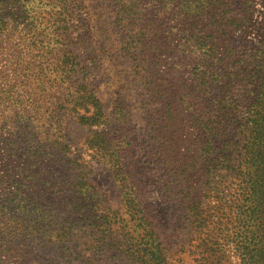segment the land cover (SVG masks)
I'll list each match as a JSON object with an SVG mask.
<instances>
[{"label": "trees", "instance_id": "trees-1", "mask_svg": "<svg viewBox=\"0 0 264 264\" xmlns=\"http://www.w3.org/2000/svg\"><path fill=\"white\" fill-rule=\"evenodd\" d=\"M94 1L59 0L56 4L55 0L52 5L63 8L68 17H71L74 11L82 9L90 15L89 11L94 8L85 3ZM148 1H153L159 12L168 13L173 15L172 18L179 20L180 24L172 29L175 33L171 30L169 35L163 38L164 32L161 29L166 21L164 18L157 19L145 13L141 8L143 0H104V10L96 7L100 12L96 31L92 30L89 35L93 38L94 34H99L103 38L117 35L119 47L116 51L110 49L103 54L93 49L94 47H85L82 57L87 64L82 66L79 60L81 55L75 53L76 44L72 43L73 39L68 34L65 39L72 45L56 51L60 64L59 78L61 80L77 78L79 82L76 87L67 88L66 104L60 109L68 111L79 127L86 129L107 127L110 120L104 113L103 103L95 94L96 87L91 81L89 87L83 82L90 74L86 66L101 62L102 59H108V63L112 59L116 61L124 59L131 69L138 70L139 81L145 83L143 104L146 106L144 119L145 128L148 127L145 135L148 141H144L140 146L146 155L151 154V166H160V170L166 174L168 181L165 180V187L162 189L166 191V197L170 202L177 206L178 214L183 216L182 221L191 235V243L182 246L184 250L191 249L189 255L194 257L192 263L224 264L220 247L227 243V236L221 237L222 233L217 236L211 235L213 229L210 227L215 223L205 208H201L200 190L201 184L203 188L204 180L208 179L209 184H215L214 178L223 177L217 176V172L235 170L236 173L231 177L237 182L240 193L236 199L239 205L235 203L236 214L232 216L231 222L232 230L236 229L237 235H232L235 242L231 241L230 244H233V249L239 253L240 264H264V10L259 22V40L248 55L250 63H246V60L242 59L243 55L230 48L225 38L232 33L237 24L251 19L254 9H250V1L237 0L240 9L243 10V16L239 21L232 15H227V11L230 12L228 8L235 6L236 0ZM102 2L103 0H98V3ZM260 2L264 9V0ZM157 22L161 23L159 27ZM3 23V19L0 18V24ZM151 23L152 28H155L154 35L158 38L155 45H158L156 51L150 53L148 49L145 50L148 45L139 46L138 42L139 38L149 34ZM2 26L4 28V24ZM93 38L90 41H93ZM169 40L171 44L168 43ZM166 44L169 47L167 53L178 47L183 57L194 56L189 62L191 67L187 76H190V84L187 85V90H184L185 95L181 94V90L176 93L184 100L179 98L176 100L173 97L175 94L170 91L171 88L166 89L165 85H159L158 77L163 72L156 68V63L162 62L157 51ZM68 62L71 63L69 69L66 66ZM172 62L176 67L180 60ZM80 76L82 78H79ZM244 79L251 85L250 91L242 89L244 86L240 84ZM236 84L241 87L240 93H236ZM194 95L196 100L199 96L206 97L207 106L198 110L188 104L187 117L190 123L198 128L201 136L212 137L209 141L204 140L200 143L198 141L200 147L195 152L184 148L181 145L184 141L180 138L176 142L168 138L169 121L180 117L175 121L183 125L182 114L178 112L179 107L177 108L176 103L184 101L180 105L185 106ZM116 109L118 110V106L115 107V111ZM218 112L220 116L217 120L220 125L215 128ZM52 113L54 115L51 117L52 120L61 116L54 109ZM246 114L250 120L247 122L250 131L242 141V151L245 153L242 162L236 163V158L230 159L232 156L230 145H238L240 141L231 142L233 137L223 134L225 128L233 126V123L227 122L242 121L246 119ZM17 118L18 113L14 116V119ZM233 118L234 121H231ZM1 122L3 124L0 126V180L6 187L0 198L2 216L0 239L8 246L24 245L25 241L21 239L28 232L29 224L33 220L37 222L40 217L52 219L53 222L54 217H60L56 226L59 235L64 236L71 229L64 226L65 223H79L82 219L89 221L94 211L95 214L102 212V215H97V222L92 224L94 233L91 234L92 236L94 234V238L84 244L85 251L101 253L104 249H114L124 257H135L139 264H150L151 261L155 264H174L171 261L175 262L176 254L161 240L147 218L145 210L140 205L135 209L139 200L136 193L132 192L133 188L128 185L132 179L124 172L120 162L113 164L112 179L120 185L121 193L126 189L129 191L123 192L120 200V205L123 204L122 209H125L123 214L121 207L111 210L106 206L104 195L91 181V170L88 169L87 163L76 164L74 159L76 149L71 143L64 141V136L51 140V131L48 130L50 128L36 133V126H32L27 120L23 125L8 127L9 115L3 117ZM180 134L181 132L178 136ZM183 134L181 137H186ZM94 135L98 137L97 142L100 140L99 143H109L110 139L105 136L104 130L99 134L94 132ZM228 138L229 141H225ZM92 143V138L85 139L84 144L90 150ZM93 152L97 154L96 151ZM187 156L194 162H187ZM80 160L83 161L81 158ZM49 195L52 197L49 198ZM44 202L50 203L51 207L61 212L58 211V214L52 211L45 215L42 212ZM123 217L128 220H123ZM125 223H132L138 229L142 228V235L134 244L131 242L132 238L124 239L130 232L124 231ZM217 224L220 225V221ZM214 231L217 233L216 227ZM178 263L179 261L175 264Z\"/></svg>", "mask_w": 264, "mask_h": 264}, {"label": "rangeland", "instance_id": "rangeland-1", "mask_svg": "<svg viewBox=\"0 0 264 264\" xmlns=\"http://www.w3.org/2000/svg\"><path fill=\"white\" fill-rule=\"evenodd\" d=\"M248 1H250V9H254L251 19L247 20L249 24L246 21L237 24L236 28L232 29V33L225 38L230 48L243 55L242 59L246 60V63H250L248 55L259 40L258 28L264 10L260 0ZM52 3H55V0H0V18L4 21V28L3 24H0V32H3V34L0 33V126L3 124L1 119L9 115L8 127L23 125L27 120L32 123V126H36V133H41L47 127L50 128L48 130L51 131V140L57 139L58 136H64V141H68L76 149L74 158L76 164L87 163L88 169L91 170V181L94 182L96 189L104 195L105 204L111 210H117L123 206V204L120 205L122 193L128 191L126 189L121 193L120 185L112 179L113 164L116 165L120 162L124 172L132 179L128 185L133 188L132 192L136 193L139 200V204L135 201L137 203L135 209H138L137 206L140 205L145 210L147 218L160 235L161 240L176 254L175 262L171 261V263L175 264L179 261L178 264H193L191 260L194 257L189 255L191 249L185 248L184 250L182 246L191 241V235L188 234L185 228L186 224L182 221L183 216L178 214L177 206L170 202L166 197V191L162 189L165 187V180H167L166 174L160 170V166H151V154L146 155L140 146L144 141H148L145 136L148 127L145 128L146 120L144 119L146 106L143 104L145 98L143 87L145 83L139 81L138 70L131 69L124 59L117 61L112 59L110 63H108V59H102L101 62L86 66L87 72L90 74L83 82L89 87L91 81L96 87L97 93L95 94L103 103L104 113L110 120L107 127H92L91 129L79 127L70 117L68 111L60 109L66 104L67 88H74L79 82L77 78L69 80L59 78L60 64L56 57V51L72 45L65 39L68 34L73 39L72 43L76 44L75 53L81 55L79 60L82 66L87 64L85 58L82 57L85 47H94L93 49H97L103 54L106 53V50L116 51L119 47L117 35L108 38H103L99 34H94V38L89 35L92 30L96 31L97 18L100 15L96 7L99 6L101 10H104V0L102 3H98V0L85 3L94 8L89 11L90 15H87L82 9L74 11L71 17H68L63 8L57 5L53 6ZM58 3L59 0L56 4ZM141 8L151 17L164 18L166 23L161 29L164 32L163 38L168 36V33L176 25L180 24L179 20L172 18L173 15L159 12L153 1L143 0ZM240 8L241 6L236 0L235 6L228 8L230 12L227 11V15H232L239 21L243 16V10ZM157 23L159 27L161 23ZM154 29L152 23L149 24V34L139 38L138 42L139 46L148 45L145 50L148 49L150 53L156 51L158 45H155L158 38L154 35ZM172 32L175 33L174 30ZM176 36L178 37L177 34ZM92 38L94 40L90 41ZM168 43L171 44V41L169 40ZM159 49L160 51L157 53L160 54L162 62H155L156 68L163 72L158 77L159 85H165L166 89L171 88L170 91L175 94L173 97L176 100L178 98L184 100L181 95L178 97L176 93L181 90V94L185 95L183 94L184 90H187V85L190 84V76H187L191 67L189 62L193 60L194 56L183 57L178 47L167 53L166 51L169 49L167 44ZM126 60L128 61V59ZM175 60H180L176 67L172 65V61ZM128 63H131L130 60ZM70 64V62L66 63L67 69L71 66ZM125 67L128 69L125 70ZM240 85L244 86L242 87L244 90L250 91L251 89V85L248 81L246 82V79ZM235 89H237L236 93L241 92V87L238 84ZM195 96H191V98L188 96L190 100L188 103L185 102L187 103L185 106L180 105L184 101L176 103L177 108L179 107L178 112L182 114L183 125L175 121L180 117H175L174 120L169 121L168 135V138L174 142L178 138L183 140L184 144L181 142V145L193 152L200 147V144H197L198 141L200 143L212 139V137L201 136L198 128L192 125L187 117L188 104L198 110L207 106L206 97L199 96L196 100ZM117 106L118 110L115 111ZM52 109L61 116L54 117L52 120L51 117L54 116ZM17 113L19 118L14 119ZM219 116L220 112H218V117L214 114V118L216 117L215 128L220 125L217 120ZM231 121H234V118ZM248 121H250L249 116L246 114V119L242 121L227 122L233 123V126L224 130L223 135L233 137L231 142L240 141L238 145H230L232 152L230 159L236 158V163H241L243 155H245L242 151V141L249 135ZM182 129L186 135L183 138L181 137ZM103 130L105 136L110 139L107 144L99 143L100 140L97 142L98 137L94 135V132L99 134ZM179 132L181 134L178 136ZM88 137L93 140L91 150L84 144ZM113 138L114 140H112ZM225 141L228 142L229 138ZM93 150L96 151V155ZM188 157L190 156H187L186 161L193 163L194 161ZM80 158L83 160L82 162ZM235 173V170L217 172V176L223 177L214 178L215 184H209L208 179L204 180L203 188L201 184L200 190L201 208H205L215 223V225L211 224L210 228L213 229L211 235L217 236L222 233L221 237L227 236V243L225 242V246L220 247L224 264H240L239 253H236L233 244H230L231 241L235 242V237L232 238V235H237V230H232L231 222L232 216L236 214L235 203L237 206L239 205V201L236 199L240 193L237 182L231 177ZM200 180L203 181V179ZM5 187L6 185L0 180V198L5 193ZM50 197L52 195H49ZM79 205L81 204L79 203ZM102 207L104 206L102 205ZM52 211H56L58 214L61 212L51 207L50 203L44 202L42 212L48 215ZM124 212L125 209H122L121 213ZM99 214L102 215V212L95 214L93 211L89 221L82 219L79 223H65L64 226L71 229L64 236L59 235L56 226L60 217H54L55 222L44 216V218H38L37 222L33 220L29 224L28 232L21 239L25 241L24 245L8 246L0 239V264H139V260L135 257H124L114 249H104L101 253L85 251L84 244L94 238V234L93 236L91 234L94 233L92 224L97 222L96 216ZM122 219L128 220L126 217ZM0 221H2L1 214ZM219 221L220 225L217 224ZM125 224L124 231L129 230L130 236L127 234L124 239L132 238L133 244L135 240L139 241L137 238L141 237L142 228L138 229L132 223ZM215 227L217 233L214 231ZM150 264L155 263L151 261Z\"/></svg>", "mask_w": 264, "mask_h": 264}]
</instances>
